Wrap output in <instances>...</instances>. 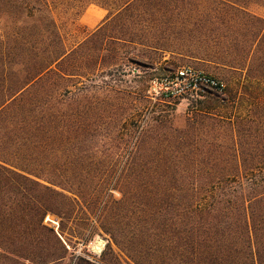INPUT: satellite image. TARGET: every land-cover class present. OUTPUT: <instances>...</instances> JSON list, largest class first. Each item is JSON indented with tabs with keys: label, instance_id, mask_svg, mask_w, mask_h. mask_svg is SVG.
Instances as JSON below:
<instances>
[{
	"label": "trees",
	"instance_id": "1",
	"mask_svg": "<svg viewBox=\"0 0 264 264\" xmlns=\"http://www.w3.org/2000/svg\"><path fill=\"white\" fill-rule=\"evenodd\" d=\"M169 1L0 0V264H57L97 235L134 264H264V0ZM90 5L109 14L69 47L60 17ZM206 12L238 50L203 54L237 82L181 125L171 94L129 103L126 62L182 55L168 32Z\"/></svg>",
	"mask_w": 264,
	"mask_h": 264
},
{
	"label": "rangeland",
	"instance_id": "2",
	"mask_svg": "<svg viewBox=\"0 0 264 264\" xmlns=\"http://www.w3.org/2000/svg\"><path fill=\"white\" fill-rule=\"evenodd\" d=\"M190 3H193L194 6L200 5L201 9L217 7L214 0L169 1V4L175 8L177 7L183 12L190 7ZM92 7L93 5H90L83 9L81 14L78 17H74L73 20L70 19V16L61 15L59 24L69 47L81 43L87 35L91 34L97 28H88L81 22L82 15L86 13L88 9L91 10ZM249 9L252 12L264 16V8L251 6ZM223 15V17H226L224 13ZM218 16V14L214 15V13L209 16L207 12L200 16H197V14L182 16L184 23H182V20H180V22L183 26L185 25L187 27L188 31L182 30L175 32V29L174 31L170 30L171 33H169L170 31L168 32V39L171 42L180 41L183 44L184 52L182 55L172 56L170 53L162 54L161 52L151 53L147 51L149 63H152V61L155 63V66L152 68L143 67L134 62H126V66L123 67L122 72L119 74L123 79L130 80L128 87H126V96L124 98L136 107L138 105L139 96L143 92L146 95L149 94L155 98L158 97L168 86L171 87V84L166 80L167 75H165V73L168 71H173L172 73H174L184 66H191L197 70L203 71L223 82L225 87H229V85L236 83V80L241 77L238 72L209 61L203 54V51H212L218 52L228 59H234L237 56V36L229 34L228 24L224 23L222 18L219 19ZM130 51L132 52L129 54L130 57L136 58V54L140 53L141 49L136 51L131 49ZM107 79L109 80V78ZM218 96H222V94L216 90L208 89L205 92H200L199 95L192 94L177 98L169 104V109L175 110L177 125H181L185 122L194 103L199 101L210 103L217 99ZM155 98H153L154 100L151 99L152 101L150 100L153 104L156 102ZM46 222H51L57 229L59 227V222L55 218L48 217ZM69 238L70 240L72 239V237ZM98 240L104 242L103 251L101 252L95 250V245ZM107 244V239L99 235L88 245H84L78 238L72 239L71 245L67 246V259L57 264H134L117 247L112 246V248H110Z\"/></svg>",
	"mask_w": 264,
	"mask_h": 264
},
{
	"label": "built area",
	"instance_id": "3",
	"mask_svg": "<svg viewBox=\"0 0 264 264\" xmlns=\"http://www.w3.org/2000/svg\"><path fill=\"white\" fill-rule=\"evenodd\" d=\"M166 80L171 84V87L168 86L162 92L171 94L176 98L192 94L199 95L200 92H205L208 89L222 93L225 89L223 82L191 66L180 68L175 78H167Z\"/></svg>",
	"mask_w": 264,
	"mask_h": 264
},
{
	"label": "crops",
	"instance_id": "4",
	"mask_svg": "<svg viewBox=\"0 0 264 264\" xmlns=\"http://www.w3.org/2000/svg\"><path fill=\"white\" fill-rule=\"evenodd\" d=\"M109 12L101 7L94 6L91 10H87L81 17V22L88 28L98 27L108 16Z\"/></svg>",
	"mask_w": 264,
	"mask_h": 264
},
{
	"label": "bare ground",
	"instance_id": "5",
	"mask_svg": "<svg viewBox=\"0 0 264 264\" xmlns=\"http://www.w3.org/2000/svg\"><path fill=\"white\" fill-rule=\"evenodd\" d=\"M103 246H104V242L102 240L101 241L98 240V242L95 245V250L97 252H101V251H103L102 250Z\"/></svg>",
	"mask_w": 264,
	"mask_h": 264
}]
</instances>
